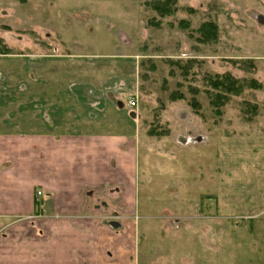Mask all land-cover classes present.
Returning <instances> with one entry per match:
<instances>
[{
  "label": "rangeland",
  "instance_id": "1",
  "mask_svg": "<svg viewBox=\"0 0 264 264\" xmlns=\"http://www.w3.org/2000/svg\"><path fill=\"white\" fill-rule=\"evenodd\" d=\"M145 1L0 0V115L42 108L50 66L65 96L135 99L138 264H264V0H178L159 25ZM225 73L240 91L209 85Z\"/></svg>",
  "mask_w": 264,
  "mask_h": 264
},
{
  "label": "crops",
  "instance_id": "2",
  "mask_svg": "<svg viewBox=\"0 0 264 264\" xmlns=\"http://www.w3.org/2000/svg\"><path fill=\"white\" fill-rule=\"evenodd\" d=\"M49 68L42 108L15 95L12 127L0 115V264H138L136 119L119 98L65 96Z\"/></svg>",
  "mask_w": 264,
  "mask_h": 264
},
{
  "label": "trees",
  "instance_id": "3",
  "mask_svg": "<svg viewBox=\"0 0 264 264\" xmlns=\"http://www.w3.org/2000/svg\"><path fill=\"white\" fill-rule=\"evenodd\" d=\"M177 1L178 0H150L145 1L144 6L152 10L159 19H155V16H152L148 21L154 24H160L162 17L173 15L177 10ZM183 23V22H180ZM185 24V22H184ZM196 40L201 43L215 42L218 38V25L214 20L207 19L202 21L199 26L195 29ZM209 85L213 88L222 89L225 92L231 91H240L241 83L238 78L232 76L231 74L225 73L222 75L209 78ZM222 95L219 93L216 95V98L210 99L212 104L221 103L220 99ZM223 101V100H222Z\"/></svg>",
  "mask_w": 264,
  "mask_h": 264
},
{
  "label": "water",
  "instance_id": "4",
  "mask_svg": "<svg viewBox=\"0 0 264 264\" xmlns=\"http://www.w3.org/2000/svg\"><path fill=\"white\" fill-rule=\"evenodd\" d=\"M257 20H258L260 23H262V22H263V17H262L261 15H259V16L257 17ZM110 225L113 226V227H117V226H118V223L112 221V222H110Z\"/></svg>",
  "mask_w": 264,
  "mask_h": 264
},
{
  "label": "built area",
  "instance_id": "5",
  "mask_svg": "<svg viewBox=\"0 0 264 264\" xmlns=\"http://www.w3.org/2000/svg\"><path fill=\"white\" fill-rule=\"evenodd\" d=\"M129 105H130V106H134V105H135V101H134V100H130V101H129ZM37 193L39 194L40 192H37Z\"/></svg>",
  "mask_w": 264,
  "mask_h": 264
}]
</instances>
